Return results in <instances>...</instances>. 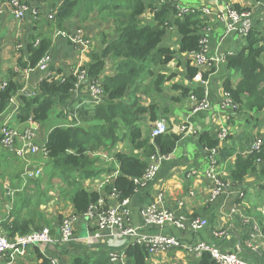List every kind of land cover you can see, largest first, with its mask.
<instances>
[{
    "label": "crops",
    "instance_id": "1",
    "mask_svg": "<svg viewBox=\"0 0 264 264\" xmlns=\"http://www.w3.org/2000/svg\"><path fill=\"white\" fill-rule=\"evenodd\" d=\"M63 1L27 0L31 10L23 21L15 20L10 15L0 18V91L11 78L12 72L15 74L13 79L22 85L20 94L29 96L38 94L42 81L51 76L63 80L65 76L73 75L78 65V53L67 38L57 36L58 31L54 21L50 19L53 10L58 9ZM176 1L181 6L195 9L204 7L213 12H216L219 7L231 4L239 10L251 11L254 28L259 32L264 30V0H189L190 4H182L180 0ZM35 9L39 11L38 19L32 17V12ZM201 17L204 19V30L210 38L213 53L219 51L221 54L228 55L243 50L246 40L227 36L225 26L215 16L204 17L202 15ZM141 22L143 26L152 24L154 22L153 14L147 12L141 17ZM79 27L93 42L87 56L84 57L86 65L89 64L94 53L100 52L104 48L105 41L109 43L117 38L116 30L112 25L95 16L85 24L72 21L67 25L68 29ZM40 37L48 38L52 42L47 58V72L38 69L22 70L20 63L28 61V56L24 53L28 44L32 43L34 38L39 41ZM179 42L178 33L171 28L164 40L165 47H161L176 51V58L169 65L151 69L156 75L161 74L169 78L163 86V92L155 91L152 87L155 79L149 76L145 83L148 89L143 91L144 88L137 85L130 90L129 99L127 98L130 100V104L135 99H140L145 107L155 103L160 110L158 119L165 118L169 131L183 136L175 152L162 164L155 181L149 186L139 188L133 199L130 200L131 220L129 222L133 227L143 229V231L179 237L185 244L218 243L224 250L238 253L243 260L250 264H264V202L261 203V195L264 192V162L259 163L257 172L247 177L243 183L235 184L230 179V172L235 167L237 156L250 154L248 152H250L252 144L257 139L264 138V127H261L262 123L258 120L259 114L238 115L232 109L226 110L220 105L226 94L224 81L230 75V72L224 69V65L219 69L202 68L200 71L210 74L209 79L205 82L189 79L186 66L188 63L195 66L191 62V54L179 52ZM19 47L22 48L19 49ZM116 63L113 60L107 63L104 74L101 76L103 79L116 75ZM236 82L235 78L234 83ZM175 86L190 89L191 93L185 96L181 89H174ZM198 86L204 88L205 98L211 103L212 110L194 114L193 109L200 100L195 97L192 89ZM73 99L81 102L82 105L89 104L91 100L86 87L74 91ZM17 106L18 100L13 101L11 110L0 116V126L6 123L17 129L19 133H24L32 128L35 132L34 145L39 147L46 144L53 129L58 126L67 127L71 122V117L68 119L60 117V110H58L57 122L49 129V132H46L42 125H34L32 121L25 124L20 123L17 119ZM250 117H253L254 120L253 122L251 120L249 124L247 120ZM255 123L260 127L258 133L256 131L249 132ZM140 124L144 135L148 136L152 129L149 116L145 115ZM185 124H189L196 132H212L217 138L225 126L230 130V137L226 145L233 146L235 153L227 162L224 161L216 165L221 180L229 186L228 192L215 200L211 198L212 185L207 177L212 156L201 145L196 133L182 134L181 127ZM120 152L133 153L128 139L118 143L111 152H99L102 155L105 154L108 159H112L108 165L111 166L114 163L113 167L116 168L114 173L106 176V181L113 182L118 176V165L114 160V155ZM46 159L42 153L29 154L26 158L20 159L0 146V230L1 226L7 222L11 225L17 224L19 228L30 231L48 227L53 234H56L62 220L66 216L75 215L69 201L70 195L67 196L68 188H65L58 179H50L49 175L45 174ZM38 170L41 171V176L38 179L33 180L28 177L29 172ZM101 183L87 181L85 187L101 191ZM237 192L243 196L239 198ZM55 193H57L56 196ZM159 195H163L160 207L173 212L182 220L192 218L207 220L208 226L198 233L189 230L182 231L173 226L162 230L144 229L140 211L145 206L156 202ZM113 203H116L113 198H107L108 205ZM106 206L102 201L101 207L105 208ZM63 208H65V212ZM95 228L93 220L79 216L75 230L76 237L79 240L86 238L96 230ZM257 229L258 231H256ZM219 231L226 232L228 237L222 240L216 238L215 233ZM117 243L120 245L121 242ZM254 247H258L259 250L255 251ZM118 248L124 250V246ZM57 250L54 247H47L41 251L46 258L51 260V264H70L73 257L88 253L94 254L99 252L100 248L79 241L69 245L61 253L56 252ZM34 253V249H30L25 258L13 264H42V261H38ZM197 260L198 258L183 250L160 251L151 256L147 264H198ZM4 263L10 264L9 261Z\"/></svg>",
    "mask_w": 264,
    "mask_h": 264
},
{
    "label": "trees",
    "instance_id": "2",
    "mask_svg": "<svg viewBox=\"0 0 264 264\" xmlns=\"http://www.w3.org/2000/svg\"><path fill=\"white\" fill-rule=\"evenodd\" d=\"M4 1L10 0H0V4ZM54 11L53 21L57 31L82 29H68L67 25L72 21L85 24L94 15L112 25L117 38L109 43L105 41L104 48L92 55L86 69L90 80H99L107 63L113 60L117 62L116 75L102 78L105 94L101 103L94 104L90 100L89 104L82 105L73 99L76 84L73 75L65 76L63 80L51 76L42 81L38 94L29 96L20 94L22 85L13 79L15 74L12 72L6 86L0 91V116L7 114L13 101L18 100L17 119L22 124L32 121L36 125H42L57 109L60 110V117H71L69 126H58L48 136L45 146L46 165L49 168L45 165V174L50 179H58L68 188L66 192L67 196L70 195L69 201L74 214L84 216L100 201L108 208L110 205L107 204V198L112 194H116L119 202L132 200L140 188L137 181L142 180L146 174L149 159L153 156L170 157L182 141L183 136L171 133L169 128L167 133L158 137L153 138L151 131L145 136L140 122L148 115L153 125L158 120L159 108L155 103L145 107L140 99H135L131 104L127 100L130 90L137 86L145 73L155 79L154 89L162 92V87L169 78L146 69L151 65L152 68L163 67L175 60L176 51L161 47L171 28L180 37L179 52L192 54L200 50L205 23L201 13L176 18V0H64ZM147 12L153 14L154 22L143 26L141 17ZM36 39L28 44L24 52L28 61L20 63L22 70H35L49 56L52 42L44 37H40L39 41ZM224 69L230 72L225 78L224 88L238 108L236 114H257L264 111V30L259 32L254 29L246 38L241 52L228 54ZM186 70L189 79L193 81L200 75L199 70L190 63ZM209 75L201 74L200 77L205 82ZM176 88L181 89L185 96L191 93L190 89L180 86H175L174 89ZM192 91L198 100L205 98L203 87L198 86ZM251 119L247 122L250 123ZM196 135L209 154L215 151L217 164L227 162L235 153L233 146L226 145L230 136L221 143L212 132H197ZM125 139L130 141L133 153L120 152L114 155L118 176L113 182L106 181V176L114 173L116 168L113 167L114 163L108 165L112 159L102 158L99 152H111ZM262 140L264 142V138ZM261 162H264V144L259 152L237 156L230 179L235 184L243 183L247 177L257 172ZM30 179L36 180L38 177ZM87 181L102 182L101 191L86 188ZM43 228L30 231L6 222L1 226V232L12 240L16 235H26ZM99 248L97 253L73 257L70 264H111L107 247L102 245ZM34 252L42 264H51V260L39 248H35ZM124 252L127 264H147L151 257L149 248L138 244L127 245ZM197 261L198 264H216L208 253H203Z\"/></svg>",
    "mask_w": 264,
    "mask_h": 264
},
{
    "label": "built area",
    "instance_id": "3",
    "mask_svg": "<svg viewBox=\"0 0 264 264\" xmlns=\"http://www.w3.org/2000/svg\"><path fill=\"white\" fill-rule=\"evenodd\" d=\"M176 18H184L188 15L201 13L204 17L215 16V18L225 26V32L227 36H235L238 39L246 40L249 34L254 31L253 14L248 10H239L231 4L219 7L216 12H213L209 8H188L177 4ZM27 0H10L4 1L0 4V18L6 15L12 16L15 20L23 21L27 14L30 12ZM32 17L34 19L39 18V11L33 10ZM55 17V11L50 15V19ZM57 36L65 37L69 40L71 45L76 49L78 53V65L73 73L76 78L75 91L81 87H86L88 90V96L94 104L101 103L104 97L102 81L90 80L87 75L86 63L84 57L87 56L91 49L93 42L90 40L84 30L76 29L71 32L58 31ZM22 47H19L21 49ZM227 54H221L219 51L212 52L210 38L206 34L205 30L202 32V38L200 41V50L191 54L192 64L199 69V74L195 78L196 81H202L201 74H205L200 71L202 68L219 69L226 63ZM38 70L47 72L48 62L47 59L42 61L37 68ZM6 85L3 86V88ZM2 88V89H3ZM224 109H232L235 113L237 106L232 102V99L226 93L224 99L220 104ZM212 110L211 103L204 98L198 102L193 113H204ZM229 119V117H228ZM31 122V121H30ZM35 125V123H33ZM36 127V126H35ZM168 122L165 118L158 119L151 129V136L153 138L163 135L168 132ZM181 132L184 135L197 133L189 124H185L181 127ZM230 135L228 127L222 128L218 134V139L221 143H224L227 137ZM35 132L32 128L28 129L24 133L19 131L8 124H3L1 127V140L0 146L12 152L20 159L26 158L29 154L42 153L47 156L46 146L34 145ZM262 138L257 139L250 148V154L259 152L263 147ZM211 162L208 166L207 177L212 185L211 198L213 200L222 196L228 192V184L221 180L216 165L215 151L211 152ZM103 158H107L105 154ZM168 160V157L153 156L149 159L148 169L142 180H138L137 184L141 187L149 186L158 176V173L162 167V164ZM194 175V173H192ZM41 175V171L29 172L30 178H37ZM237 195L239 192L236 193ZM243 195L238 197H242ZM116 203H113L108 208H102V201L97 206L90 208L89 212L82 216L86 219L93 220L95 222L96 230L90 233L86 238L76 237V226L79 222V216L70 215L62 220L58 233L53 234L51 229L45 227L40 231H32L26 235H16L14 239H9L4 236L0 230V264H5V261H9L10 264L23 259L27 256L30 249L39 248L40 250L47 247H54L56 252H62L69 245L82 241L90 246H104L109 250V256L111 264H127V258L124 250H120L118 247H126L129 244H138L149 248L150 256H154L160 251H173L183 250L196 258H199L203 253L210 254L212 260L216 264H250L243 260L238 253L224 250L218 243L199 242L196 244H185L179 237L161 234L150 233L143 231V229L133 227L129 220H131L130 201L125 200L119 202L116 194L110 196ZM163 200V195L157 197L156 202L145 206L140 211V217L143 220L144 229L153 228L155 230H162L167 227H176L182 231H191L198 233L202 229L208 226V221L201 218H192L190 220H182L173 212L160 207ZM264 216V211H263ZM258 231V229L256 230ZM215 237L218 239H224L228 237V234L224 231L215 233ZM106 240V242H105ZM117 242H121L120 245ZM123 249V248H121ZM254 250H259L258 247H254Z\"/></svg>",
    "mask_w": 264,
    "mask_h": 264
},
{
    "label": "rangeland",
    "instance_id": "4",
    "mask_svg": "<svg viewBox=\"0 0 264 264\" xmlns=\"http://www.w3.org/2000/svg\"><path fill=\"white\" fill-rule=\"evenodd\" d=\"M191 1V0H190ZM190 1L189 0H180V2L182 3V4H190ZM192 1H195V0H192ZM95 16V15H94ZM163 44H164V42H163ZM161 45V46H164V45ZM165 47V46H164ZM158 66H156L155 68H154V66H153V68L154 69H156ZM149 69H152V65H151V67L150 68H148V69H146V70H149ZM148 77H149V75L147 74V73H145L144 75H143V79L141 80V81H139V83L137 84V85H140L142 88H144L143 89V91H146L147 89H148V87H147V85H145V83H146V80L148 79ZM144 85H145V87H144ZM153 88H154V85L152 86ZM150 90H153L152 88H150ZM163 87H162V92H163ZM155 91H157V90H155ZM148 99V98H147ZM127 102L128 103H130V100H127ZM57 112H58V109L57 110H54L53 111V113H52V115H51V117L49 118V120L46 122V123H44V124H42V126L45 128V130H46V132H49V129H51V127L57 122L56 121V114H57ZM157 113L158 114H160V110L158 109L157 110ZM259 114V115H258ZM257 115H258V120L262 123L261 124V127H264V111H262V112H260V113H257ZM252 118V119H251ZM250 119L252 120V122H253V117H250ZM258 121V122H259ZM250 124V123H249ZM259 129H260V127L259 126H257L256 125V123L254 124V125H252L251 126V128L249 129L250 131L249 132H257L258 133V131H259ZM183 135L185 134V133H182ZM8 154H10L8 151H6ZM261 163H263V162H261ZM56 191H58V190H56ZM56 194L57 193H55V196H56ZM262 197H261V203H263L264 202V192H262V195H261ZM63 211L65 212V208H63ZM70 216V215H69ZM66 217H68V216H66ZM65 217V218H66ZM64 218V219H65ZM63 219V220H64Z\"/></svg>",
    "mask_w": 264,
    "mask_h": 264
}]
</instances>
